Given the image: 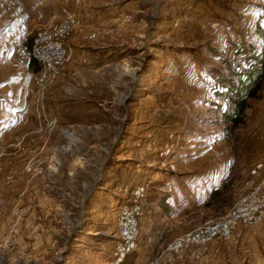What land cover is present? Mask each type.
<instances>
[{
  "label": "rangeland",
  "instance_id": "1",
  "mask_svg": "<svg viewBox=\"0 0 264 264\" xmlns=\"http://www.w3.org/2000/svg\"><path fill=\"white\" fill-rule=\"evenodd\" d=\"M25 2L15 22L30 43L40 26L75 25L52 84L27 79L18 97L0 95V264H111L117 210L142 182L138 247L118 264L243 256L235 234L165 246L253 185L264 192V80L243 122L226 120L258 67L264 0ZM211 246L219 260L204 257Z\"/></svg>",
  "mask_w": 264,
  "mask_h": 264
},
{
  "label": "built area",
  "instance_id": "2",
  "mask_svg": "<svg viewBox=\"0 0 264 264\" xmlns=\"http://www.w3.org/2000/svg\"><path fill=\"white\" fill-rule=\"evenodd\" d=\"M74 25V18L65 17L55 26L35 30L29 47L17 45L14 48L17 63L24 64L29 57L40 63V68L31 75L34 85L42 88L58 78L66 57L64 37ZM19 28L24 29V25L19 24ZM146 187L147 184L143 182L136 184L130 190L125 203L117 210L112 252L114 259L111 264H118L125 255L138 247L141 220L144 218ZM263 212L264 192L260 184H255L213 220L205 221L178 234L166 244L165 250L169 253L174 246L182 243L204 244L214 240H225L230 236L235 224H255L261 220Z\"/></svg>",
  "mask_w": 264,
  "mask_h": 264
},
{
  "label": "crops",
  "instance_id": "3",
  "mask_svg": "<svg viewBox=\"0 0 264 264\" xmlns=\"http://www.w3.org/2000/svg\"><path fill=\"white\" fill-rule=\"evenodd\" d=\"M7 1L0 0V95L6 96L7 98H16L18 97L16 95H20L23 91V86H25L27 79H29V84L32 83L31 75L33 72L28 70L27 62L24 64L17 63L14 54V48L17 45L27 47L30 42V40L26 39L22 30L15 22V19H21L22 16H24V12L28 7L26 2L24 3L26 0H17L16 2H14V0ZM41 27H51V25H43L39 28ZM260 166L261 165L259 164L254 166L251 170L249 169V172H255V170L256 172L259 171L261 168ZM259 172L262 174L263 169ZM259 176L260 175H258V177ZM259 182L262 184V179H260ZM216 187L217 186L214 188ZM262 217L263 218L260 221L252 225L240 224L242 226L241 230L236 228V224L232 227L230 236L224 241H229L234 234L236 236L240 235L242 244L245 246L243 249H239V246L236 247L238 248L236 251L238 250L239 252L244 253V255L239 258L234 255L231 259L228 254V264H238L240 261L244 262V264H264V255L260 254L261 251L264 252V245H261V241L264 240V228L262 227V225H264V212ZM258 243L260 244L259 247L262 249H259L258 246H256ZM236 251L230 247H226L225 250L226 253H235ZM205 252L204 257H208L211 260H213V258H218L219 260L221 257V251L213 246L208 250H205Z\"/></svg>",
  "mask_w": 264,
  "mask_h": 264
},
{
  "label": "trees",
  "instance_id": "4",
  "mask_svg": "<svg viewBox=\"0 0 264 264\" xmlns=\"http://www.w3.org/2000/svg\"><path fill=\"white\" fill-rule=\"evenodd\" d=\"M27 47H29V45ZM256 62L258 64V67L256 71L251 74V80L245 85V90L243 91V93L237 97H233L230 99V101L232 102V107L228 115L226 116V120H228L233 126L243 122L248 100L257 98L259 95V91L262 88L264 80V35L259 45ZM27 68L31 72H36L40 68V63L35 59L29 57L27 60ZM224 189V185L211 189L208 193V201L206 205L217 201V198L223 194ZM163 202L164 200L161 198L158 200V203L160 207H162L164 214H167L169 213V209L166 203Z\"/></svg>",
  "mask_w": 264,
  "mask_h": 264
}]
</instances>
